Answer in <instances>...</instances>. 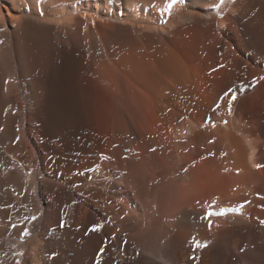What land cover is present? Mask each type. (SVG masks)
I'll return each mask as SVG.
<instances>
[{
  "label": "bare ground",
  "instance_id": "obj_1",
  "mask_svg": "<svg viewBox=\"0 0 264 264\" xmlns=\"http://www.w3.org/2000/svg\"><path fill=\"white\" fill-rule=\"evenodd\" d=\"M170 3L0 0V264H264V0Z\"/></svg>",
  "mask_w": 264,
  "mask_h": 264
},
{
  "label": "snow or ice",
  "instance_id": "obj_2",
  "mask_svg": "<svg viewBox=\"0 0 264 264\" xmlns=\"http://www.w3.org/2000/svg\"><path fill=\"white\" fill-rule=\"evenodd\" d=\"M177 2V0H171V3L168 5V7L169 8H171L172 7V5L173 4H175ZM223 2V0H221V3ZM217 7L219 6V5H216ZM229 93H225V95H228ZM236 97H235V95H233L232 96V99L234 100ZM258 167H259V165H258ZM214 213L213 212H208V213H206V217H210V216H212ZM211 220L209 219V226L211 227ZM97 228L99 227V225H97L96 226ZM101 251H103V250H101Z\"/></svg>",
  "mask_w": 264,
  "mask_h": 264
}]
</instances>
